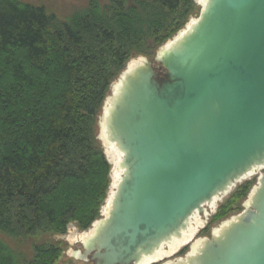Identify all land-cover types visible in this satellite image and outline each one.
Returning <instances> with one entry per match:
<instances>
[{"label": "water", "instance_id": "water-1", "mask_svg": "<svg viewBox=\"0 0 264 264\" xmlns=\"http://www.w3.org/2000/svg\"><path fill=\"white\" fill-rule=\"evenodd\" d=\"M118 80L97 138L121 154L120 179L76 257L92 264H142L264 167V0H204L189 28ZM197 242L166 264H264V175L244 210Z\"/></svg>", "mask_w": 264, "mask_h": 264}, {"label": "trees", "instance_id": "trees-1", "mask_svg": "<svg viewBox=\"0 0 264 264\" xmlns=\"http://www.w3.org/2000/svg\"><path fill=\"white\" fill-rule=\"evenodd\" d=\"M199 14L194 0H88L60 21L0 0V235L18 247L0 242V264H55L54 245L17 252L28 237L86 231L99 219L112 168L98 118L110 86ZM254 183L236 186L201 234L239 212Z\"/></svg>", "mask_w": 264, "mask_h": 264}, {"label": "rangeland", "instance_id": "rangeland-1", "mask_svg": "<svg viewBox=\"0 0 264 264\" xmlns=\"http://www.w3.org/2000/svg\"><path fill=\"white\" fill-rule=\"evenodd\" d=\"M18 1L21 2V3L30 4V5H33V6L42 7V8L45 9V11L48 14L55 15L56 18L61 21V20L67 19L73 13V11L75 9L83 8L86 5V3H87L88 0H18ZM106 1L107 0H102V2H106ZM194 3L198 7V9L201 11V3L198 0H194ZM197 18H198V16L197 17L196 16L192 17L188 21V23L186 24V26L180 32H178L177 35H179V33L181 34V32H183V31H185L187 29V25H189L190 23H192ZM157 50L153 53V55L150 58H147V59L150 60V61H152L154 59L155 55H156ZM153 66L156 69L157 74L160 77H163L164 76V71L161 68H159L158 65H155L154 64ZM118 79H119V77L111 84L110 89H109V92H108V94H107L104 102L111 96L112 86H113L114 83H116L118 81ZM104 102H103V105H104ZM102 108H103V106H102ZM101 113H102V111H101ZM98 122H99V118H98ZM103 153H104V156H105L107 162L109 163L110 167L112 168V163L110 162L108 156L105 155L104 148H103ZM111 170H110V175H109L110 185H109V188H108L107 197H108L109 189H110V186H111ZM261 175H264V171H259L256 176L254 175V176H252V177H250V178H248L246 180V181H250V180H254L255 181L254 186L252 187V189L257 184V179L259 177H261ZM250 192H249V194H250ZM249 194L241 202V205H240L241 210L239 212L234 213V214L230 215L229 217H227V218H225V219H223V220L215 223V224H212L211 227H210V230H209V234L208 235L201 234V232L207 227V225L210 222V219L212 218V216H214V214L216 213L218 207L224 202V200L227 198L228 195L226 197H223L222 199H219V202H217L214 205L215 206V209H214L213 212H211L212 210H211V208L209 206L205 207L204 208L203 215L200 216L203 219L204 224L198 230V232L195 234L194 239H193L194 241L191 244H188V245L180 248L177 251V253H175L171 257L166 258L164 261H161V262L156 263V264H166L168 262H172V261L178 260L180 258H184L186 255H188L191 252V246L195 242H197V241H199V240H201L203 238H209L210 235H211V233H213L215 230H217L222 223H224L229 218H231L233 216H237L238 214H240L244 210V208L246 206V202H247V199L249 197ZM104 204H105V202H104ZM103 206H102V208L100 210L99 219L100 218H103L105 216V215L102 214ZM90 230H91V227H90V229H88L86 231H79L75 226L72 225V226H69L67 228L66 232L64 234H62V235L39 234L37 236L35 235V236H32V237H28L26 239V241H25V244L22 246V248H20V251H18L17 253L20 252L19 254H22L23 256H25L27 258V257H29L31 255V247L32 246H35V245H44V244L54 245V246L59 247L60 250H61V254H60L59 260L63 261L64 263H67L68 262L67 264H71V263L72 264H80L77 261L73 260L71 257H67V255H69L67 253L68 252L70 253V252H73V251H76V250H81L82 249L81 248V243H83V240L80 239V236L83 233H89ZM0 242L2 243L1 245L8 246V248L11 251H15L14 249H18V247L15 245V243L13 241L6 242L1 235H0ZM183 249L184 250L186 249L185 250V253L184 254H180V251L183 250ZM15 253H16V251H15Z\"/></svg>", "mask_w": 264, "mask_h": 264}, {"label": "bare ground", "instance_id": "bare-ground-1", "mask_svg": "<svg viewBox=\"0 0 264 264\" xmlns=\"http://www.w3.org/2000/svg\"><path fill=\"white\" fill-rule=\"evenodd\" d=\"M201 4L204 3V0H198ZM187 28H189V25H187ZM184 32V31H183ZM119 85V80L113 84L112 86V93L115 92V90L117 89V86ZM110 101V97L105 101V112H106V108H108V104ZM105 140V139H104ZM103 140V141H104ZM104 152L105 155L108 156L110 162L112 163V170H111V186L109 189V194L108 197L105 201V204L103 206V210H102V214L106 215L107 214V210L110 206V202L111 199L114 195L117 183L119 182L120 179V171L118 169V165L120 163L121 160V154L117 151V149L115 148V146L113 145H109L104 141ZM263 168H260L258 170L261 171ZM257 175V174H251L248 178ZM219 202L218 199L214 200L213 203L206 205L205 207L209 206L211 208V212L214 211L215 209V204ZM204 221L203 219L198 216L197 214H195L189 221V227H188V231L186 233L183 234V238L176 243H172V244H167L164 247H162L159 251L156 252V254L153 257L150 258H146L143 260L142 264H156L159 263L161 261H164L166 258L171 257L172 255H174L175 253H177V251L188 245L191 244L194 240V236L195 234L198 232V230L203 226ZM92 232L89 231V233H83L80 236L81 240H86V238H89L91 236ZM200 245V242H196L195 244H193L191 246V254H193L195 252V250L198 248V246Z\"/></svg>", "mask_w": 264, "mask_h": 264}, {"label": "flooded vegetation", "instance_id": "flooded-vegetation-1", "mask_svg": "<svg viewBox=\"0 0 264 264\" xmlns=\"http://www.w3.org/2000/svg\"><path fill=\"white\" fill-rule=\"evenodd\" d=\"M81 248H82L81 250H76V251H73V252H70V253L68 252L67 254H69V255H67V257H71L73 260L77 261L80 264H92V262L90 260L91 255L87 256L84 260H76V257L82 256L84 254L83 243H81ZM58 261L55 264H67L68 263V262L64 263L61 260H58ZM2 264H5L4 261H2ZM21 264H26V263L22 262Z\"/></svg>", "mask_w": 264, "mask_h": 264}]
</instances>
